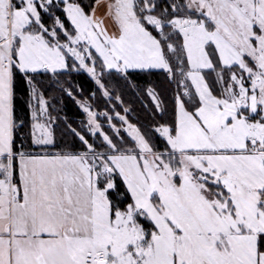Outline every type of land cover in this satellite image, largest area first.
Segmentation results:
<instances>
[{
	"label": "snow or ice",
	"instance_id": "1",
	"mask_svg": "<svg viewBox=\"0 0 264 264\" xmlns=\"http://www.w3.org/2000/svg\"><path fill=\"white\" fill-rule=\"evenodd\" d=\"M0 264H264V0H0Z\"/></svg>",
	"mask_w": 264,
	"mask_h": 264
},
{
	"label": "trees",
	"instance_id": "2",
	"mask_svg": "<svg viewBox=\"0 0 264 264\" xmlns=\"http://www.w3.org/2000/svg\"><path fill=\"white\" fill-rule=\"evenodd\" d=\"M67 109H68V114L69 115L73 114L76 111V109L74 108V106L71 103V101H68V103H67Z\"/></svg>",
	"mask_w": 264,
	"mask_h": 264
}]
</instances>
